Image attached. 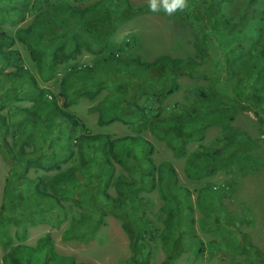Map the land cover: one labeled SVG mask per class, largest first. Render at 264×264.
Here are the masks:
<instances>
[{
    "label": "rangeland",
    "instance_id": "1",
    "mask_svg": "<svg viewBox=\"0 0 264 264\" xmlns=\"http://www.w3.org/2000/svg\"><path fill=\"white\" fill-rule=\"evenodd\" d=\"M201 1L187 0L173 15L161 9L130 16V9L147 0H128L131 8L123 0H0V30L15 38L12 47L20 51L37 85L58 105L69 101L66 108L89 133L117 139L115 152L127 169L112 162L113 176L123 172L134 182L131 205L122 216L129 218L127 228L121 216L105 213L100 218L86 205L88 193L81 184L89 182L93 190L106 180L100 174L111 167L104 166V139L81 143L80 149L71 145L73 129L66 121L46 106L31 113L37 90L25 76L0 77V112L15 125L4 136L0 132L15 149L8 158L0 150V208L14 155L50 166L73 148L78 166L75 181L57 195L59 201L36 194L38 179L58 170L31 166L14 174L11 206L0 225V262L4 243H22L32 248L27 264H160L170 252V264H264L258 257L264 253V0H222L220 6L206 8L198 6ZM215 9L219 22L211 12ZM239 15L231 25L225 22ZM89 19L93 23L84 25ZM74 37L81 43L80 53L58 58L60 46L63 52L74 48ZM128 37L135 44L117 50L121 63L101 61L109 44ZM34 53L42 60L41 70ZM136 55L144 61L169 55L193 63L183 65L179 75L147 72L134 61ZM83 65L93 66L86 76L67 75L68 68ZM174 80L177 91L159 102L152 93ZM203 93L211 94L207 98ZM129 98L139 107L135 113L100 123L108 113L118 114L120 99ZM195 152L207 156L194 157ZM82 158L86 166L80 164ZM68 165L62 163V169ZM149 165L159 166L163 175L153 189L142 174ZM170 207L178 211L164 243L160 232ZM141 213L158 231L139 241L141 253L133 260L131 233ZM69 228L74 236L65 240ZM47 235L54 256L37 244Z\"/></svg>",
    "mask_w": 264,
    "mask_h": 264
},
{
    "label": "trees",
    "instance_id": "2",
    "mask_svg": "<svg viewBox=\"0 0 264 264\" xmlns=\"http://www.w3.org/2000/svg\"><path fill=\"white\" fill-rule=\"evenodd\" d=\"M123 1L126 3V6L128 8H131V5L128 2V0H123ZM220 1L222 0H217L216 2H211L210 0H202L198 4V6H202V7L205 6V8L206 6H220ZM66 9L67 11L69 9L74 10V8L70 6H66ZM216 9L214 11H211L213 16L216 15ZM250 9L253 10L254 8L251 7ZM147 10H150L148 7V4H146L145 6L141 8L130 9L131 11L130 16H133L137 13L147 11ZM205 11L206 9L203 10V13ZM240 17L241 16L239 15L236 18H229V19H226L225 22L228 25H231L235 21L240 20ZM215 18L217 19V22L220 21L219 12L217 13ZM91 20L92 19L85 21L84 25L88 26L87 24H92L93 22ZM54 28L55 26L52 25V29ZM14 42H15V38L13 36L8 35L3 30H0V77L17 78L18 76L19 77L25 76L28 79V81H30L32 85L34 86V88L37 90V94L33 98L35 107L31 111V113H36L40 108H42L43 106H46V109L49 108L52 111V113H54L53 115L66 121L73 129L71 133L69 134L71 145H74L78 147V149H80L81 143L104 139V146H105V149L103 150L104 166L110 165L111 167L109 168L108 174H107V171L105 170L100 172V174L102 175L103 173H105L107 175L106 180L103 183L99 184L97 187H93L94 188L93 190H89V184H88L89 182L82 183L81 187H83L85 191L88 193V198L85 201L86 205L92 209L97 210L99 212L100 218L105 213H110V214L122 217L123 215H125V208L131 205V199H132L131 194L134 189V182L127 180L123 172H120L119 174H116L113 176L114 169L112 168V162L113 163L116 162L117 164H119L122 170L127 169L123 158L118 157L117 153L115 152L117 139L111 138V136L108 134L89 133V130L86 127L85 123L76 114H74L73 112H70L66 108L69 105V101L64 102V104L61 106L58 105L55 99L53 98L52 94L49 93L48 90H46L45 88H40L37 85L34 76L24 65L23 58L20 54V51L17 48L12 47ZM73 42H74V48L70 51L68 50V52H63V46L59 47L58 51L61 53V55L58 58L66 60L68 58H73L80 53L81 43L79 39L77 37H74ZM131 43L135 44V40L133 38L128 37L126 38V40H124L123 42H120L119 44L117 43L109 44L105 48L108 54L106 57L101 58V61H106L109 59L111 61L121 63L123 60L118 56V54H116V52L117 50L124 51ZM3 46H5V48ZM255 49H256V53L261 52L259 43L256 44ZM201 55L202 57H204L203 53H201ZM34 58L37 59V64H38L37 67L39 68V70H41L43 66L42 60L39 59L38 56H35V53H34ZM58 58H55V61ZM134 61L137 63L138 66H140L147 72H150L153 70H157V71L161 70V71H166V72L174 71L176 75L180 74V72L183 69V65H184V68H186V67H190L193 63V61L188 60L186 64H183L184 60L182 58H171L169 55H161L152 61H144L141 59L139 55H136V57L134 58ZM193 65H195V63ZM92 67L93 66H86V65L72 66L68 68L69 70L67 72V75H77L81 73L82 75L86 76L89 73V71L92 70ZM7 69H10V70H7ZM63 81L65 80L63 79ZM178 86L179 84L177 83V81L175 80L171 81L168 87L167 86L165 87L164 85V87L161 88L160 90L154 91L152 95L159 102H161L168 96L172 95L175 91H177ZM211 93L213 94L214 92L211 91ZM211 93H209L208 95L203 93V96L208 98V96ZM133 98L120 99L119 100L120 104L118 107V114L116 112L114 114L112 113V115L111 113H108V118L107 119L101 118L100 123L101 124L111 123V122L119 120L120 115H131L135 113V109L139 107L135 106L134 104L131 105L130 102L133 101ZM129 103L131 106H129ZM143 108L144 109L147 108V110H150V106H143ZM1 110H2V105H0V111ZM36 114H38V112ZM13 121L14 120L12 118L4 116L0 112V132L2 133L3 136L9 131L8 130L9 128L15 126ZM17 136H18V140H20L21 138L20 133H18ZM134 139L135 138L133 137L131 138V140H134ZM0 140L2 141L0 143V150H2L4 152V156L8 158L9 153L11 154L12 152H14L15 149L8 142H5L1 137H0ZM20 151L22 153L25 152V150L21 146H20ZM127 154L128 155L130 154V150H128L126 155ZM193 155L194 157L207 156L206 154L202 152H195ZM131 156L137 159L136 155L131 154ZM76 157H77L76 152L74 151L73 148H70V153L66 156V158L61 159L50 166H46L40 160H35L30 157H21L20 155L18 156L14 155L12 157L13 160L9 162L10 163L9 174L6 177V182L4 185V197H3V202L0 208V225L6 220L8 216V215L6 216L3 212H6V209L11 206V203L9 202V200H10L11 190L13 186L12 179L15 173L22 171L23 168L26 171L31 166L41 167L46 170H49V169L58 170V172L52 176H46L44 178L40 177L38 179V184L36 187V194L38 197H41V198H52V199H55L56 201H59V198L57 197V195L63 194L62 191L66 187L65 185L69 183H73V180H74L73 176L78 169V166L75 165ZM64 162H68L69 165L65 169H62V163L64 164ZM80 164L83 166H86L88 163L82 158ZM135 167L137 168L136 165ZM168 168L169 170L171 169L170 171H173L171 165H168ZM138 169L141 170L143 168L139 166ZM160 170L161 169L159 168V166L149 165L147 170L146 171L144 170V172L142 173L146 175V178L148 182L150 183L149 189H153L156 186V184L161 182L163 175L160 172ZM155 171L158 172L156 175H155ZM46 188L50 189V191L52 190V192H50L49 190H46ZM98 188L101 189L100 192L97 191ZM109 188H112L115 194H112L111 191L108 190ZM161 209L164 210L165 209L164 206H162ZM177 211L178 210H175L173 207H170L169 209L166 210V217L164 219L165 225L162 231L160 232V236L164 243H166L167 240L169 239L168 235L172 230L174 218L177 215ZM126 213H127V209H126ZM122 219H123V223H122L123 227L127 228L125 223L129 221V218L127 219V218L122 217ZM130 222L132 223V221ZM150 222L151 221L150 220L148 221L145 215L141 213V215L136 221V226L134 225V227L132 228L131 237L133 240L131 242V245H132L133 252H134V254L132 255L133 260L136 259L135 258L136 255H139L141 253V250H140L141 243H139V241L145 238L148 232L151 233L152 231L154 232L158 231V228L152 227L153 223H150ZM75 225L77 224L74 221L72 223V226H75ZM69 229L65 230L63 233V238L65 240L74 236V234L72 233L69 234V231L73 232V229L72 228H69ZM154 236L155 235L153 234L151 238ZM199 242L201 245L203 244L201 240ZM37 244H42V248L48 250L51 253V255L53 254L54 256L53 246L51 244V240L49 239V235L40 237L37 241ZM4 247H6L7 250L2 256L0 264H27L29 261H31L30 257H31L32 248L30 246L26 244H22V243H17L15 245L4 243ZM200 251L202 252V250ZM258 257L264 260V253H261V254L259 253ZM170 258H172L171 252L167 254L166 258L163 259L160 264H170V260H169ZM66 264H70V261L67 262ZM79 264H94V263L82 262ZM136 264H148V262L146 260H141V261H137Z\"/></svg>",
    "mask_w": 264,
    "mask_h": 264
},
{
    "label": "clouds",
    "instance_id": "3",
    "mask_svg": "<svg viewBox=\"0 0 264 264\" xmlns=\"http://www.w3.org/2000/svg\"><path fill=\"white\" fill-rule=\"evenodd\" d=\"M147 3L150 11L158 12L162 9L167 15L182 11L187 6V0H147Z\"/></svg>",
    "mask_w": 264,
    "mask_h": 264
}]
</instances>
